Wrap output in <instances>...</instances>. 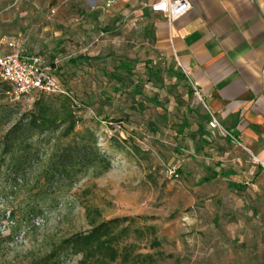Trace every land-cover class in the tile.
<instances>
[{"label":"rangeland","instance_id":"1","mask_svg":"<svg viewBox=\"0 0 264 264\" xmlns=\"http://www.w3.org/2000/svg\"><path fill=\"white\" fill-rule=\"evenodd\" d=\"M153 1L130 0L125 9H119L113 6L116 0H0V35H29L30 27L40 24L43 29L45 23L66 30L63 40L53 35L50 40L51 32L41 31L48 34L46 45L42 39L37 45L31 42L30 35L27 50L54 52L58 58L70 56L78 61V70L66 64L65 77L73 79L71 87H63L81 106L76 132L92 131L111 162L110 170L99 177L90 173L72 186L44 185L38 176L51 152V142L44 148L41 163L17 184L2 168L0 225L8 213L13 218L0 234V264H40L61 241L88 232L90 220L99 223L124 218L129 221L121 227L129 225V231L120 243L118 259L89 264L262 263L264 191L257 193L251 186L233 190L221 180L200 183V166H205V160H189L190 143L174 135L173 122L180 120L174 114L176 102L181 107L177 115L185 107L197 113L196 119L189 120L188 133L202 122L206 111L193 96L186 99L179 70L171 61L164 62L153 48V13L148 7ZM106 2L112 3L110 8L104 6ZM104 28L110 31L104 32ZM120 62L129 65V82L141 86L135 98L130 95L131 86L127 92L114 91L119 90V84L104 76L112 74ZM146 68L155 75H148ZM52 75L61 85L54 72ZM99 87H105L102 98L111 100V114L108 105L99 108L103 102L96 93ZM157 90L159 103L165 105V120L151 103ZM39 97L32 93L14 102L0 91V111L6 106L17 111L0 126V135L31 110ZM140 108L150 120H158L157 135L147 132ZM1 120L3 123L4 118ZM169 168L178 169L177 179L168 177ZM78 261L79 257H70L60 264Z\"/></svg>","mask_w":264,"mask_h":264},{"label":"crops","instance_id":"2","mask_svg":"<svg viewBox=\"0 0 264 264\" xmlns=\"http://www.w3.org/2000/svg\"><path fill=\"white\" fill-rule=\"evenodd\" d=\"M129 1L116 0L113 6L125 9ZM152 15L150 37L155 52L164 62L171 61L179 70L186 87V99L193 96L194 86L205 105V119L200 118L202 122L194 125L195 128L190 130L193 132L188 133L189 120L196 119L197 113L187 115L185 107L177 115L176 111L181 107L177 102L174 104L175 117L180 119L178 122L174 120L175 127L183 118L189 122L182 136L175 128V137L190 143L189 160H205V166H200V183L221 180L228 182L227 186L233 190L251 186L257 193L264 191V172L249 163L251 155L264 158V0H190V10L170 23L163 14ZM44 26L43 29L40 24L30 27L29 35L18 33L16 39L22 42L23 55H39L52 66L61 85L71 87L73 76L65 77L66 64L75 65L74 69L78 70V61L74 62L70 56L58 58L54 52L41 53L35 48L27 50L30 35L31 42L37 45L42 39L46 45L48 34H40L41 31H50V40L52 35L66 39L62 35L66 30L63 32L61 27L46 23ZM102 91L105 87H99L96 93L101 96ZM156 93L151 100L160 104L155 109L162 111V119L165 105L159 103L158 90ZM102 101L99 108L108 103L109 113H113L111 100ZM142 111L140 114L144 115L146 111ZM209 116L218 121L224 133L211 134L207 128ZM144 119L145 128L149 122L155 124L157 135L160 129L158 120H150L149 114L144 115Z\"/></svg>","mask_w":264,"mask_h":264},{"label":"trees","instance_id":"3","mask_svg":"<svg viewBox=\"0 0 264 264\" xmlns=\"http://www.w3.org/2000/svg\"><path fill=\"white\" fill-rule=\"evenodd\" d=\"M108 31L110 28H104V32ZM80 59L90 61L89 58L80 57ZM48 66L53 72L52 66L49 64ZM130 71L126 62H120L112 74H104V76L111 77L119 84L117 92H127L128 87L131 86L130 95L135 98L140 95L141 86L139 82L135 84L129 82ZM145 71L148 75H155V71H151L150 68H146ZM0 86V91L5 95L9 87L3 83H0ZM38 94L40 97L34 102L31 110L24 112L6 133L0 135V173L4 168L7 177H11L14 180L13 184H17L35 164L41 163L40 160L45 155L44 148L51 142H53L51 152L38 176L39 180L43 179L44 185L72 186L90 173L99 177L109 171L111 162L108 153L97 145L94 133L87 129L76 132L80 122L72 108V102L60 95ZM5 97L7 98L6 95ZM99 99L105 98L101 95ZM151 103L155 107L160 105L155 100H151ZM187 112L191 111L187 110ZM16 113L14 108L8 106L1 108L0 126L8 123ZM2 118H4L3 123H1ZM188 126V120L183 118L182 123L176 126L177 134L182 136ZM146 130L156 135L157 127L153 122H149ZM10 217L12 220L13 214ZM2 219L4 220V217ZM86 219H90L89 214H86ZM128 221L127 218L99 223L94 219L90 220L88 232L61 241L40 261V264H60L62 259L65 261L70 257H79L78 264H89L93 261L113 263L118 259L120 243L129 231V225L121 227V224ZM261 264H264V255Z\"/></svg>","mask_w":264,"mask_h":264},{"label":"built area","instance_id":"4","mask_svg":"<svg viewBox=\"0 0 264 264\" xmlns=\"http://www.w3.org/2000/svg\"><path fill=\"white\" fill-rule=\"evenodd\" d=\"M18 1V0H15ZM111 2H106L105 7L110 8ZM151 13H160L166 17L167 22H172L184 16L190 10V0H154L149 4ZM51 14L54 10L50 11ZM51 68L39 55L24 56L22 42L16 38L0 37V83L6 84L9 89L5 93L8 99L19 101L28 98L32 93L44 95H60L68 98L73 105L75 114L79 117L81 106L73 100L71 94L58 84L52 75ZM192 94L198 103L204 105L202 96L196 87H192ZM207 128L214 132L224 133L218 121L209 116ZM249 163L252 167L264 172V158L250 156ZM178 169L169 168L167 171L170 179L178 178ZM12 223L10 213L0 225V234L8 229Z\"/></svg>","mask_w":264,"mask_h":264}]
</instances>
